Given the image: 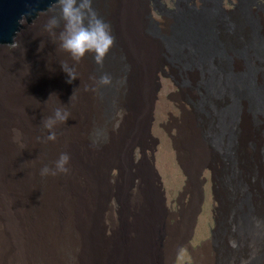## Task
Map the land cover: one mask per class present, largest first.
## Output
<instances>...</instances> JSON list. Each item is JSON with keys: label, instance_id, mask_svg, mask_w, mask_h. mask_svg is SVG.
<instances>
[{"label": "bare ground", "instance_id": "obj_1", "mask_svg": "<svg viewBox=\"0 0 264 264\" xmlns=\"http://www.w3.org/2000/svg\"><path fill=\"white\" fill-rule=\"evenodd\" d=\"M152 1L154 10L168 11L161 0ZM171 1L176 24L166 16L157 21V26L150 19L151 32L143 30L150 57L144 58L139 55L137 41L127 23L125 2L93 0V8L111 25L118 42L105 56L102 73L112 80L118 78L119 58L131 65L133 74L160 71L175 77L171 67L162 71L165 48L182 62L186 78L195 81L201 76L206 96L207 122L187 119L183 133L191 149H177L180 160L191 168L200 161L202 168L210 165L209 147L227 155L236 145L235 158L248 163L259 151L244 150L247 134L253 133L251 140L256 144L264 140V135L258 134L264 133V25L259 15L264 14V4L256 0H237L238 4H233L227 0L234 8L225 9L224 0ZM144 7L149 9L146 4H134V19L140 17ZM50 17L52 14L37 21L34 28L20 25L17 31H23L22 36L12 55L0 50V264H167L190 213L185 211L182 223L177 222L175 214L172 216L176 224L166 225L164 241L152 239L139 211L135 184L131 190L117 185L113 194L127 202L126 215L115 224L109 222L104 205L108 198L105 168L112 151L111 145L102 143L101 138L111 123L116 129L128 106L120 90H115L111 94L113 114L108 122H102L101 133L77 127L76 122L100 113L104 100L95 83L100 74L92 53L77 63L60 47L58 36L63 25L54 30L56 36L50 35L45 29ZM65 64L75 68L77 79L69 82L61 67ZM115 84L113 80L114 88ZM61 104L71 117L57 124L54 131L62 153L70 156V171L42 177L40 169L44 165L51 167L57 160L56 142L46 140L48 130L43 119L52 116ZM249 112L258 119V128L248 125ZM13 129L21 133L19 142L14 140ZM207 131L209 140L203 135ZM34 139L39 140L38 149L30 147ZM259 156L264 161V141ZM240 178V235L229 232L224 236L221 251L207 244L210 254L204 260H199V249L195 250V264H261L264 260V248L256 241V233L264 229V215L258 216L251 206L245 172H240ZM66 208L69 218L64 217L63 221L60 211ZM114 227L120 249H116L115 257H107L103 235ZM161 227H165L164 222ZM237 244V250L231 249V245ZM155 251L158 259L152 261L150 257Z\"/></svg>", "mask_w": 264, "mask_h": 264}, {"label": "rangeland", "instance_id": "obj_2", "mask_svg": "<svg viewBox=\"0 0 264 264\" xmlns=\"http://www.w3.org/2000/svg\"><path fill=\"white\" fill-rule=\"evenodd\" d=\"M123 1L126 5V20L137 41L139 55L144 58L150 57L143 30L150 31V19L155 21L157 26V21L162 16L168 17L172 24H176V17L171 14L175 7L171 0H161L168 11L151 8L152 0ZM231 1L233 4L239 2ZM137 2L146 4L149 9L144 7L140 17L134 19V4ZM256 2L264 4V0H256ZM224 6L225 9L234 8L227 0H224ZM53 15H58V12ZM259 15L264 25V14ZM163 52L165 61L161 65L162 71L171 67L175 77H169L160 71H143L134 73V76L131 65L117 58V67L121 74L113 79L116 83L115 88L111 84L100 87L104 100L100 113L95 118L78 121L76 125L79 129L88 130L89 133H101L102 122H108L113 114L111 94L115 90L116 93L118 89L120 90L128 111L116 129L111 123L101 138L102 143L111 145L112 151V157L105 168L108 198L104 205L108 210L109 222L117 223V219L126 215L127 207V202L119 200L120 198H117L119 196L113 194V189L117 185H122L124 189L131 190L132 185L135 184L138 191L139 211L152 239L164 241L166 225L176 224L172 216L175 214L178 218L177 222L182 223L185 211L190 213L185 219L180 239L170 253L167 264H195V250L199 249L197 254L199 260H204L210 254L207 244L221 251L224 247V236L227 237L229 232L235 236L240 235L241 230L237 229V223L241 225L238 187L241 180L240 172H245L248 180L252 196L251 206L255 209L253 210L257 211L258 216L263 217L264 161L259 155L264 140L260 139L256 144L251 140L253 133L247 134L244 150L252 152L256 148L259 151L251 161L248 160V163H242L240 157L239 160L235 158L237 157L235 145L233 147L236 151L231 147L227 155L209 147L210 165L205 164L199 168L201 162L197 161L194 168L187 167L180 160L177 149L184 151L191 149L187 135L183 133L184 124L189 117L195 118L201 124L207 122L205 91L200 75L195 81L189 80L182 74V62L166 52L165 48ZM96 66L102 76V67L97 64ZM248 121V125L252 128L260 126L252 112H249ZM258 134L264 135V133ZM203 135L209 140L208 131ZM55 142L58 158L63 148L58 137ZM30 147L38 149L39 140L34 139ZM204 153L208 159V151L205 150ZM52 177L50 205L53 202ZM60 213L63 221H66L64 217L69 218L67 208L65 211L61 209ZM162 222L165 224L164 228L161 227ZM116 229V227L111 228L110 232L103 235L107 244L105 253L107 257H115L116 249H120V245L116 243ZM66 239L68 241L69 238ZM256 241L264 248V229L256 233ZM82 245L81 236L80 246ZM238 248L239 244L231 245L233 250ZM222 256L223 254H220V258ZM254 257L255 255L253 259ZM157 259L158 253L155 251L150 260ZM261 264H264V260Z\"/></svg>", "mask_w": 264, "mask_h": 264}, {"label": "clouds", "instance_id": "obj_3", "mask_svg": "<svg viewBox=\"0 0 264 264\" xmlns=\"http://www.w3.org/2000/svg\"><path fill=\"white\" fill-rule=\"evenodd\" d=\"M92 3L93 0H56L53 11L58 10V15L49 18L45 29L50 35L56 36L54 30L60 28L62 24L58 36L60 47L71 56L72 60L78 63L87 53H92L93 61L103 67L105 56L114 46L115 37L111 25L97 14ZM61 67L68 75L69 82L78 78L74 67H69L67 64ZM95 83L97 87L108 86L112 83V78L108 74H103ZM70 117V112L61 104L54 109L52 116L43 119V126L48 130L46 140L54 142L57 138L54 131L56 125L65 123ZM13 132L14 140L19 142L21 133L18 129H13ZM69 161L70 156L61 153L51 167L44 165L40 169V175L47 177L67 174L70 171L67 166Z\"/></svg>", "mask_w": 264, "mask_h": 264}, {"label": "water", "instance_id": "obj_4", "mask_svg": "<svg viewBox=\"0 0 264 264\" xmlns=\"http://www.w3.org/2000/svg\"><path fill=\"white\" fill-rule=\"evenodd\" d=\"M55 6L56 0H0V50L12 55L23 32L18 27H37V21L58 12Z\"/></svg>", "mask_w": 264, "mask_h": 264}]
</instances>
